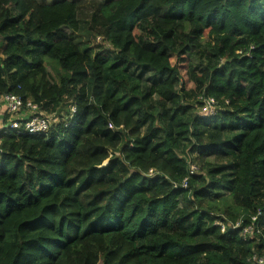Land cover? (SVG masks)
I'll return each mask as SVG.
<instances>
[{"label": "trees", "instance_id": "16d2710c", "mask_svg": "<svg viewBox=\"0 0 264 264\" xmlns=\"http://www.w3.org/2000/svg\"><path fill=\"white\" fill-rule=\"evenodd\" d=\"M5 94L0 264H264V0H0Z\"/></svg>", "mask_w": 264, "mask_h": 264}, {"label": "built area", "instance_id": "2783aa9c", "mask_svg": "<svg viewBox=\"0 0 264 264\" xmlns=\"http://www.w3.org/2000/svg\"><path fill=\"white\" fill-rule=\"evenodd\" d=\"M201 101L200 113L203 116H213L216 113L217 101L212 96H201L198 98ZM0 130L14 129L18 132H26L29 134L34 133H47L50 129L51 123L48 117L38 111L36 105L30 101H23L21 96L17 94H5L0 97ZM70 113H75V107H70ZM4 115H8L7 120L3 119ZM70 115V117H71ZM111 128V126H110ZM196 170L194 166L190 167V173ZM185 187V182L183 183ZM260 213L257 212L250 218V223L241 228L240 237L244 240L254 239L260 236L264 242V236L261 235L260 229L256 222ZM221 228V232H224L225 225L221 222L216 223ZM240 221L232 224V227H239ZM229 226V225H228ZM262 236V237H261ZM251 261L253 263L262 264L263 259L259 258L256 254L252 256Z\"/></svg>", "mask_w": 264, "mask_h": 264}, {"label": "rangeland", "instance_id": "374dc122", "mask_svg": "<svg viewBox=\"0 0 264 264\" xmlns=\"http://www.w3.org/2000/svg\"><path fill=\"white\" fill-rule=\"evenodd\" d=\"M95 1H99V0H95ZM67 33L70 34L69 31H67ZM74 38L76 42H80V43H85L87 42L88 45H90L91 47H101L103 49H109L111 48V46L109 45V42H105L103 41L101 38H93L92 34L89 33L87 30H84L83 32H80L78 34H74ZM130 71L136 75L137 77H139L141 80L148 82V80L151 79V74L150 72L147 71H143V69H139V68H131ZM1 113V110H0ZM48 119L50 120L51 124H55L56 122H58L59 118L58 117H54V115H47ZM208 160H211L210 158H208Z\"/></svg>", "mask_w": 264, "mask_h": 264}]
</instances>
